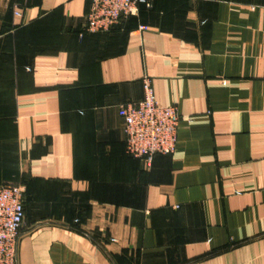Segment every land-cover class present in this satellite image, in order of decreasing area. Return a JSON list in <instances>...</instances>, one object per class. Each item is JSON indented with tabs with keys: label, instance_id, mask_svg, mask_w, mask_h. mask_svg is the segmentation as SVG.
<instances>
[{
	"label": "crops",
	"instance_id": "0c3cea01",
	"mask_svg": "<svg viewBox=\"0 0 264 264\" xmlns=\"http://www.w3.org/2000/svg\"><path fill=\"white\" fill-rule=\"evenodd\" d=\"M90 1L0 0L18 264H264V0H154L81 37ZM146 76L181 115L151 167L119 115Z\"/></svg>",
	"mask_w": 264,
	"mask_h": 264
},
{
	"label": "built area",
	"instance_id": "2783aa9c",
	"mask_svg": "<svg viewBox=\"0 0 264 264\" xmlns=\"http://www.w3.org/2000/svg\"><path fill=\"white\" fill-rule=\"evenodd\" d=\"M13 2L17 7V0ZM154 0H91L85 17L82 37L86 33L107 32L123 18L135 16L140 6L151 8ZM16 15L20 12L15 11ZM143 29V27H141ZM143 98L119 107L124 122L126 151L151 167L156 155L173 154L177 147L181 120L176 105L158 103L148 76L143 81ZM25 220V189L19 184L0 186V264H18L21 229Z\"/></svg>",
	"mask_w": 264,
	"mask_h": 264
}]
</instances>
